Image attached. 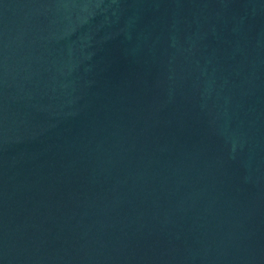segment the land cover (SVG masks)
<instances>
[{
  "label": "water",
  "instance_id": "95a60500",
  "mask_svg": "<svg viewBox=\"0 0 264 264\" xmlns=\"http://www.w3.org/2000/svg\"><path fill=\"white\" fill-rule=\"evenodd\" d=\"M0 264H264V0H0Z\"/></svg>",
  "mask_w": 264,
  "mask_h": 264
}]
</instances>
